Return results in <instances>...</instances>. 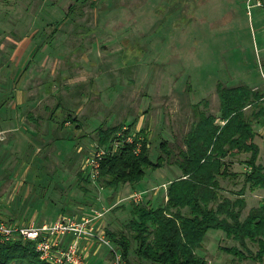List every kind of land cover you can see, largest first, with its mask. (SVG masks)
I'll list each match as a JSON object with an SVG mask.
<instances>
[{"label":"rangeland","instance_id":"obj_1","mask_svg":"<svg viewBox=\"0 0 264 264\" xmlns=\"http://www.w3.org/2000/svg\"><path fill=\"white\" fill-rule=\"evenodd\" d=\"M219 82L264 93V8L253 0H0V216L35 225L90 216L112 249L121 255L109 233L123 234L130 263L150 264L137 257L127 227L132 207L164 206L181 175L176 162L196 122L193 105L218 116ZM51 114L64 123L52 127ZM108 127L128 142L144 130L154 162L164 156L162 141L171 154L138 183L104 188L96 158L122 144L98 147L97 129ZM253 128L264 164V118ZM248 156L227 157L237 176L219 179L222 196L244 189L241 219L264 203L263 189L245 186ZM223 246L241 248L209 229L196 252L207 264H264L240 261ZM113 259L111 248L94 245L86 263Z\"/></svg>","mask_w":264,"mask_h":264},{"label":"trees","instance_id":"obj_2","mask_svg":"<svg viewBox=\"0 0 264 264\" xmlns=\"http://www.w3.org/2000/svg\"><path fill=\"white\" fill-rule=\"evenodd\" d=\"M72 11L73 6L66 16ZM54 33L55 29L51 34ZM215 91L219 100L218 116L207 115L199 105H193L196 122L186 134L185 149L179 152L176 162L181 175L168 185L164 206L155 209L141 205L132 207V218L127 227L137 243L135 252L141 262L207 264V260L196 251L202 248L209 229L224 231L241 247H219L222 252L240 261H264V203L251 208L241 219L246 205L244 189L236 192L234 199L222 196L219 180L237 176L236 172L228 170L227 157L248 154L245 164L249 172L244 178L245 186L249 184L251 188L264 190V164L257 163L259 146L255 142L257 133L253 128V122L264 118V93L246 84L225 86L220 82ZM207 102V99L201 101L205 109ZM247 107L253 109L250 115L245 112ZM56 119L55 114L50 115L51 126L55 128L64 123ZM119 131L118 127L97 129L99 148L114 141L122 143L97 159V180L104 188L138 183L147 168L164 166V156L168 158L171 154L168 143L162 141L159 148L164 156H159L154 162L150 158L151 145L144 130L130 142L121 138ZM127 133L125 130L122 134ZM109 235L119 248L124 263L132 264L129 261V238L123 234L120 237L113 233ZM248 243L256 245V252L248 248ZM0 264L48 263L39 259L29 241L0 240Z\"/></svg>","mask_w":264,"mask_h":264},{"label":"built area","instance_id":"obj_3","mask_svg":"<svg viewBox=\"0 0 264 264\" xmlns=\"http://www.w3.org/2000/svg\"><path fill=\"white\" fill-rule=\"evenodd\" d=\"M256 6L264 8L263 0H253ZM102 152L101 154H103ZM96 158V176L98 158ZM0 240L29 241L38 253L39 259L48 264H87L88 252L94 246H108L114 256L113 264H123L121 255L112 249L104 233H97L90 216L60 217L52 223L35 225L33 222H17L0 216Z\"/></svg>","mask_w":264,"mask_h":264},{"label":"crops","instance_id":"obj_4","mask_svg":"<svg viewBox=\"0 0 264 264\" xmlns=\"http://www.w3.org/2000/svg\"><path fill=\"white\" fill-rule=\"evenodd\" d=\"M28 66V63L25 64L23 70H25ZM15 68V64L13 62H8V64L5 66V73L8 74V76L11 74L12 69ZM20 77V76H19ZM99 250L94 251V253H97Z\"/></svg>","mask_w":264,"mask_h":264}]
</instances>
